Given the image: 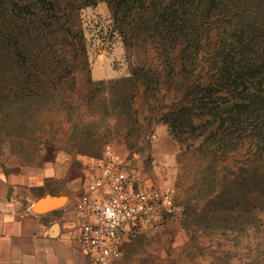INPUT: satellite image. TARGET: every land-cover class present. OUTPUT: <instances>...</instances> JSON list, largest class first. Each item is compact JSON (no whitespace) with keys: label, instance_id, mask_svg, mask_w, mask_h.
Here are the masks:
<instances>
[{"label":"rangeland","instance_id":"374dc122","mask_svg":"<svg viewBox=\"0 0 264 264\" xmlns=\"http://www.w3.org/2000/svg\"><path fill=\"white\" fill-rule=\"evenodd\" d=\"M49 1L56 8L60 0ZM151 1L124 10L108 0L77 8L75 0L77 9L35 32L30 20L22 42L17 33L14 47L36 54L31 80L47 78L50 87L23 96L14 85L0 107V196L26 206L47 190L74 195L84 160L110 142L179 205L174 217L134 230L114 264H264V189L241 181L255 139L207 137L215 124L196 105L192 59L177 41L151 35L144 22L166 0ZM8 62L12 73L22 70L14 54ZM77 248L67 264H92Z\"/></svg>","mask_w":264,"mask_h":264},{"label":"trees","instance_id":"16d2710c","mask_svg":"<svg viewBox=\"0 0 264 264\" xmlns=\"http://www.w3.org/2000/svg\"><path fill=\"white\" fill-rule=\"evenodd\" d=\"M121 1L108 3L124 10L152 8L154 3L146 6L145 0H126L120 5ZM163 4L162 11L158 8L156 17L144 24L151 35L177 41L181 56L191 57L190 87L196 105L217 121H211L215 126L207 137H216L219 143L236 136L255 139L256 158L251 166L242 168L241 181L254 190L264 189V0H166ZM54 6L49 0H0V107L9 105L8 92L14 85L23 96L50 87L47 78L38 76L32 81L26 71L36 54L20 43L17 48L14 45L17 33L24 40L22 29L30 20L35 32L40 22L58 19L76 8L75 0H60ZM12 54L22 69L13 73L8 62ZM167 119L176 127L174 117Z\"/></svg>","mask_w":264,"mask_h":264},{"label":"built area","instance_id":"2783aa9c","mask_svg":"<svg viewBox=\"0 0 264 264\" xmlns=\"http://www.w3.org/2000/svg\"><path fill=\"white\" fill-rule=\"evenodd\" d=\"M81 192L73 205L76 242L92 264H114L137 228L161 223L179 212L168 188L151 185L130 170L112 143L82 163Z\"/></svg>","mask_w":264,"mask_h":264},{"label":"crops","instance_id":"0c3cea01","mask_svg":"<svg viewBox=\"0 0 264 264\" xmlns=\"http://www.w3.org/2000/svg\"><path fill=\"white\" fill-rule=\"evenodd\" d=\"M49 175V172H47ZM82 175L74 195L47 193L32 197L26 206L0 196V264H67L78 254L73 205L81 192ZM51 194L62 202L41 211L31 209L39 197Z\"/></svg>","mask_w":264,"mask_h":264},{"label":"water","instance_id":"95a60500","mask_svg":"<svg viewBox=\"0 0 264 264\" xmlns=\"http://www.w3.org/2000/svg\"><path fill=\"white\" fill-rule=\"evenodd\" d=\"M61 202L62 199H59L51 194H45L32 203L31 209L34 211H41L45 209L43 208V206H46V208H50L59 205Z\"/></svg>","mask_w":264,"mask_h":264}]
</instances>
